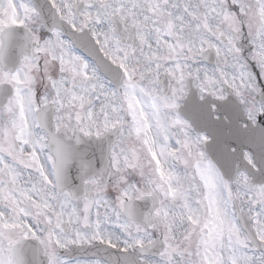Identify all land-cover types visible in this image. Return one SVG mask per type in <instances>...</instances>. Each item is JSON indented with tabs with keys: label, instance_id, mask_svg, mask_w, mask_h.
<instances>
[{
	"label": "snow or ice",
	"instance_id": "6c2138e0",
	"mask_svg": "<svg viewBox=\"0 0 264 264\" xmlns=\"http://www.w3.org/2000/svg\"><path fill=\"white\" fill-rule=\"evenodd\" d=\"M0 264H264V0H0Z\"/></svg>",
	"mask_w": 264,
	"mask_h": 264
}]
</instances>
